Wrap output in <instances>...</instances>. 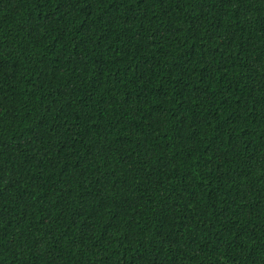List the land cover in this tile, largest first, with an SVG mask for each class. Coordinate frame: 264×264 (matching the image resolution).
I'll return each mask as SVG.
<instances>
[{
    "label": "trees",
    "instance_id": "1",
    "mask_svg": "<svg viewBox=\"0 0 264 264\" xmlns=\"http://www.w3.org/2000/svg\"><path fill=\"white\" fill-rule=\"evenodd\" d=\"M0 264H264V0H0Z\"/></svg>",
    "mask_w": 264,
    "mask_h": 264
}]
</instances>
